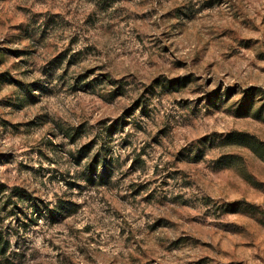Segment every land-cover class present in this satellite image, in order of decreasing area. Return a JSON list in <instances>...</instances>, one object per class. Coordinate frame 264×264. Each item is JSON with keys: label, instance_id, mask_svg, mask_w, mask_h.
Listing matches in <instances>:
<instances>
[{"label": "rangeland", "instance_id": "obj_1", "mask_svg": "<svg viewBox=\"0 0 264 264\" xmlns=\"http://www.w3.org/2000/svg\"><path fill=\"white\" fill-rule=\"evenodd\" d=\"M0 264H264V0H0Z\"/></svg>", "mask_w": 264, "mask_h": 264}]
</instances>
